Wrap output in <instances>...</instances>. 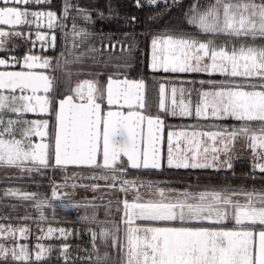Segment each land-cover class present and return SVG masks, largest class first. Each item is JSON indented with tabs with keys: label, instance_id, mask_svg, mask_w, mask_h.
<instances>
[{
	"label": "snow or ice",
	"instance_id": "6c2138e0",
	"mask_svg": "<svg viewBox=\"0 0 264 264\" xmlns=\"http://www.w3.org/2000/svg\"><path fill=\"white\" fill-rule=\"evenodd\" d=\"M33 2L40 4L42 0H0L4 5L0 6V25H39L46 17L48 28H53L56 14L29 11L28 6ZM149 2L155 4L157 0ZM72 7L69 0H65V16ZM190 11L186 23L198 34L205 37L224 35L243 42L229 46L217 44L213 38L202 40L186 33L155 37L151 41L150 69L162 73L223 75L226 79L218 85L214 81L207 82L211 87L200 93L201 100L194 108V115L197 118L232 119L239 122V126L190 134L169 132L166 166L176 169L231 168L230 153L238 138L248 142L247 147L253 150L254 158L264 160V0H214L203 11L196 6ZM73 29L74 38L88 35L83 29L75 31V24ZM12 37L30 39L22 31L0 29V49ZM36 40L42 45L49 43L48 37L39 32ZM55 41V35L51 36L52 47H55ZM31 42L35 44V41ZM0 65L20 68L18 71H0V166L28 173L62 169L68 165L88 166L96 173L93 180H103L104 187L114 189L119 183L118 191L124 193L136 186L135 182L124 179L126 166L132 169L164 166L165 157L160 147L164 123L159 116H146L142 111L108 110L104 113L102 110L105 102L109 106L132 109L135 105L144 109L145 83L142 80H120L109 76L106 85L98 79H85L73 87L69 73L63 82L65 91L61 93L60 77L48 73L49 69L56 73L61 68L59 60L53 62L29 52L22 59L0 58ZM201 84L205 82L201 81ZM5 91L9 94L5 95ZM170 91L171 108L166 105L165 84L159 85V109L173 117L192 116L190 102L183 100L186 89L172 86ZM21 113L54 115L53 142H31L33 135L42 140L49 137L48 120L5 119L9 114L19 117ZM181 137L186 142L184 147L180 144ZM206 141H211V146ZM222 155L225 159H221ZM29 164L32 167H28ZM254 167L264 173V163H256ZM142 186L155 188L159 198L145 200L137 194L132 201L123 199L120 221L123 229L120 224L114 229L101 228L99 232L90 229L92 253L85 259L91 264H264V189L242 194L228 190L209 194L169 189L166 195L165 189L156 185ZM99 187V183L92 185L93 189ZM21 198L34 201L37 209L51 206L49 199L37 200L35 193H23ZM52 199H61L55 186ZM61 206L72 205L62 203ZM83 219L99 223L95 214ZM16 231L10 225H0V238H15ZM18 231L23 236L27 229ZM54 231L57 230L48 228L49 235ZM58 231L65 238L68 235L65 229ZM109 248L116 250L115 256ZM51 251L50 247L38 244L35 261H43L45 253ZM68 252L69 245L64 244L61 255L65 264H68ZM31 259L32 253L26 245L10 248L0 243V264Z\"/></svg>",
	"mask_w": 264,
	"mask_h": 264
},
{
	"label": "trees",
	"instance_id": "16d2710c",
	"mask_svg": "<svg viewBox=\"0 0 264 264\" xmlns=\"http://www.w3.org/2000/svg\"><path fill=\"white\" fill-rule=\"evenodd\" d=\"M61 1L64 7L65 0ZM69 2L73 5V11L79 13L81 23L87 27L86 32L96 40L98 47L103 48L105 44L106 48L107 46L110 47L105 52L106 78L108 76H126L131 80L140 79L146 82L147 108L154 109L159 114V85L161 83L166 85L167 92H170L172 86H187L190 95L195 100L200 96L202 90L211 87L207 83L208 81L220 83L226 78L201 73L158 74L151 71L149 64L153 38L186 33L196 35L202 40L213 38L215 42L227 44L243 42L224 35L205 37L203 34H198L192 25L186 23L188 16L191 15L190 10L194 6L199 11H203L214 0H161L155 4L150 3L149 0H69ZM86 16L90 19H85ZM248 42L251 43L250 40ZM113 46L116 47V50L112 49ZM88 59L90 58L80 59L82 62L80 65H91L92 68L96 69L98 67L97 61L95 60L92 64L91 59ZM201 81H204L205 84L202 85ZM173 118H175V123L178 124L177 127L179 128H185L184 126L193 124V122L203 127L196 129L207 131H217L221 127L239 126V122L231 119L228 121L198 120L194 116ZM252 161L248 157H239L231 162V168H205L185 171L184 176L180 177L175 173H162L156 174L155 179L147 178L144 181L168 183L170 186L171 184L174 185L177 190L187 188L192 193L211 194L213 192L223 193L228 190L242 194L253 189H264V173L255 170ZM69 174L71 173L68 171L55 169L53 172L43 174L34 172L7 177L6 175L9 174L0 176V224H28L32 227L44 225L65 228L71 231L73 237L71 242L83 247L90 255L92 253V241L89 230L99 232L101 228L114 229L116 224H120L119 221L114 220L118 214L111 206L115 205L113 201L117 196L111 193L106 196H102L101 193L87 195V191L84 192L83 189L89 190V185L98 182L83 172L77 174H82L89 179L79 182L84 183V185L81 184L82 188L76 187L78 191L75 196L66 199L63 197V200L52 199V188L64 186ZM184 183H188L189 186ZM13 189H20L25 193H35L37 200L47 198L51 201V206L45 205L42 209H37L34 201L24 200L18 195H10V190ZM240 198L243 199V195ZM109 201H112L111 204ZM62 203L72 206L65 208L61 206ZM41 212H43V218H41ZM93 214L96 215L99 223H94L90 219H83L85 216L90 218ZM109 251L113 252L115 256V249L109 248ZM15 264H65V260L61 255H54L41 262L30 260L27 262L18 261ZM68 264H91V262L85 258H80L68 260Z\"/></svg>",
	"mask_w": 264,
	"mask_h": 264
},
{
	"label": "flooded vegetation",
	"instance_id": "af4514ba",
	"mask_svg": "<svg viewBox=\"0 0 264 264\" xmlns=\"http://www.w3.org/2000/svg\"><path fill=\"white\" fill-rule=\"evenodd\" d=\"M0 6H4L0 4ZM29 11H36V12H53L56 14V21L55 25L53 28H48L47 26V18H43L39 21V25L36 23H31L29 25H20V26H10V25H0V29H3L4 31H22L25 33L26 37H30V39H25L21 37H12L11 40L7 41L2 49H0V58L3 59H8L11 60L13 57H16L18 59H22V57L25 54H31L40 56L41 58L47 57L53 62L56 60H59L61 63V68L56 72L52 73V70L49 69L48 73L50 75L55 74L58 77H60L61 80V87H60V92L64 93V84L63 82L67 80L68 74L71 73V85L74 87L76 83L79 81L88 79V80H99L102 85H106L107 83V77L106 78V44L103 46V48L98 47V44L96 43V40L91 36V35H82L80 37H75L73 36V25L75 24V31H80L81 29L86 30V25H84L79 16L78 12L73 11L72 8L69 9L67 16H65L64 12V7L62 5L61 0H42L40 4H35L34 2L30 4L29 6ZM31 19V18H30ZM44 34L48 37L49 43L41 44L40 41L36 40V35L37 33ZM55 35L56 41H55V47L51 46L50 40L51 36ZM31 41H35V44H33ZM97 44V45H96ZM96 57V59H95ZM79 58V59H77ZM87 58H90L88 60L92 61V64L97 61L98 67L96 69L92 68L91 65H80V59L85 60ZM67 61V63H65ZM150 61H151V54H150ZM150 65V64H149ZM94 69V70H93ZM20 70L19 66L12 67L11 65L9 66H3L0 65V71H18ZM38 71H40L38 69ZM90 71V72H89ZM158 74H169V73H162V72H155ZM191 73V72H190ZM190 73H170V74H190ZM99 74V75H97ZM116 79H124L128 77L126 76H113ZM136 81H141L136 80ZM166 86V85H165ZM147 87V86H146ZM167 89V87H166ZM171 90V89H170ZM168 93V92H167ZM5 95H8L9 93L7 91L4 92ZM17 95H19V90H17ZM43 94V93H39ZM146 94H147V88H146ZM146 107L142 111L146 116H152L155 118L156 116H159L161 119L164 120V154L163 156L165 157V160L163 162V168L162 171H131L129 166L127 167V173L124 177V179H141L145 180L147 178L150 179H155L156 174H162V173H175L178 177L184 176L185 171H195V170H202L205 168H200V169H176V168H168L166 166V156H167V149H168V144H167V136L169 132L173 133H180V132H186V133H191L192 131H207V130H200V129H193L190 130L188 128H180L178 129L173 126L177 125L175 123V118L171 115L165 114L163 111H161L158 107V110L160 112L157 113L154 111V109H148L147 108V95H146ZM159 105V103H158ZM166 105L169 107V104L166 103ZM135 106V105H134ZM102 110L104 113H106L108 110L112 111H124L127 112L129 110L131 111H138V106H135L134 109H129L126 110L124 108H121L119 105H107L106 102L102 104ZM12 118V119H17V118H22L25 120H37V121H43V120H48L49 121V137L45 138V141L47 143L53 142L51 137L54 133L55 129V116L50 115V114H40V113H21L19 114V117L16 114H9L8 116L5 117V119ZM180 120V119H178ZM202 120V119H201ZM217 120V119H216ZM230 120V119H228ZM228 120H222V121H228ZM232 120V119H231ZM144 134L146 131V122L144 124ZM211 131H216V130H211ZM17 138L19 139L20 136L17 134ZM176 141V137L174 136V143ZM31 142L32 144H37L38 143V137L33 135L31 137ZM185 140L183 137L180 138V144L181 147L185 146ZM126 159V158H125ZM203 159V157H201ZM28 167H32L31 164L28 165ZM211 168V167H210ZM55 169L53 168H48V169H41V172L39 173H46V172H53ZM60 170H65L68 171V173H87L88 176L91 178L95 175L96 173L93 171L91 168H72V167H66L62 168ZM35 172V171H34ZM32 172V173H34ZM12 174L11 176H14L15 174H28L26 170H21L18 168H13V167H5V166H0V176L4 174ZM184 173V174H183ZM189 179V178H188ZM101 185V195L106 196L108 194H113L117 196V198L114 199L115 205L113 206L115 212H117V218H115V221H121V217L123 216V210H122V203L121 201L123 199H128L129 201H132L137 194H139L141 197H143L145 200L149 198L153 199H158L159 197L155 195V188L149 189L147 187H144L142 185H156L158 187L164 188L166 195L169 194L168 190L169 189H174L176 192H184L188 191L191 192L189 189H182V190H177L174 188V185L171 184L168 185V183H158L156 181H151V182H145V181H139L134 188H129L126 193L118 191L119 188V183L117 184V188H106L104 187L103 183L105 181H96ZM185 185H188V183H184ZM189 186V185H188ZM192 193V192H191ZM112 202V201H111ZM109 206V207H111ZM146 223V222H144ZM121 229H123V225L120 224ZM116 251V250H115ZM111 252V251H110ZM113 253V252H112Z\"/></svg>",
	"mask_w": 264,
	"mask_h": 264
},
{
	"label": "rangeland",
	"instance_id": "374dc122",
	"mask_svg": "<svg viewBox=\"0 0 264 264\" xmlns=\"http://www.w3.org/2000/svg\"><path fill=\"white\" fill-rule=\"evenodd\" d=\"M158 1H161V0H157V2ZM215 43H217V44H225V43L219 42V41L215 42ZM231 44H233V43H231ZM231 44H228V45L231 46ZM237 44H239V43H237ZM200 73L201 74L210 75L209 73H205V72H196V74H200ZM210 76H221V77H224L223 75H221L219 73H213ZM216 84H219L218 81H217ZM176 87L177 88L183 87V88L186 89V92H185V95L183 97V100H184L185 103H189L190 102V107L193 109V115L192 116L195 117L194 108H195L196 104L200 102L201 97L199 96L197 99L194 100L192 98V96L190 95V91H189V88L187 86H176ZM204 90H202V91H204ZM180 99H181V97L179 96V93H178L177 94V102L178 103H179ZM166 103H168L169 104V108H171V91L168 92V94L166 92ZM175 117L179 118L181 116H175ZM188 117H190V116H188ZM181 118H185V117H181ZM195 118L198 119V120H201V119H215V118H212L211 116H209L208 118H203V117H199V118L195 117ZM177 125L173 124V126L175 128H177ZM201 126L202 125L193 122V124H187V126H184V127L188 128L190 130H193V129H196V128H203ZM178 129H180V128L178 127ZM206 143H207L208 146H211V141H206ZM247 143L248 142L246 140H244L243 138H238L237 139V141H236V143H235V145L232 148V151L230 153V155L232 157V159L230 160V163L233 160H235L236 158H239V157H248V158H250L251 160H253L252 161L253 165H255L256 163H264V160H259L257 158H254L253 150L251 148L247 147ZM221 159H225V157L222 155ZM225 167L226 166L211 167V168L224 169ZM254 169L258 170L256 168H254ZM11 175L12 174L10 173L9 175H6V177L7 176H11ZM91 176H94V175L91 174ZM88 179L89 178H86L82 174H77V173L69 174L66 177L67 183L64 186L57 188V191H58V193L61 196L60 200H63V197H65L64 199H66V198L75 196L76 192L78 191L77 188H82L83 186L81 184L84 185V183H79V182L80 181L82 182V180L84 181V180H88ZM128 181H132V182H135V184H137L139 181H144V180L134 179L132 177V178L128 179ZM73 185H75V187H73ZM89 188H90L89 190L83 189L84 192L87 191L86 192L87 195H92L94 193L99 194V193L102 192L101 191L102 189L100 187L97 188V189H93L92 185H89ZM13 192H15L16 195H18V196H21V194L25 193V191H21L20 189L10 190V193H13ZM0 225L9 226V225H6V224H0ZM10 226L13 229L17 230L16 233H15V238H12L11 236H9V238L7 240H5L3 238H0V243H4V244H6V246H8L10 248L11 247H15L17 245H26L28 247V249L30 250V252L32 253V259L31 260H35L34 254H35V251H36V246L38 244L44 245L45 248H49L50 247L52 249L51 253H47V252L45 253V259L53 257L54 255L55 256L56 255H61L62 246L64 244H68L69 245V252H68L69 260H78L80 258H85V257L89 256V252L85 251V249H83V247H79L76 244L74 245V243L71 242L73 240L71 231H68L65 228H62V229H65L66 232L68 233L66 238L61 236L59 231H58V229H61V227L44 226V225H37V226L32 227V226H30L28 224H19V225L18 224L17 225L10 224ZM20 228H26L27 229V232L23 236H21L19 231H18V229H20ZM48 228L56 229L57 231H54L53 233H51L49 235ZM60 243H62V244H60ZM57 248L59 249V251H58ZM55 252H58V254H55ZM61 257L64 259V257L62 255H61Z\"/></svg>",
	"mask_w": 264,
	"mask_h": 264
},
{
	"label": "water",
	"instance_id": "95a60500",
	"mask_svg": "<svg viewBox=\"0 0 264 264\" xmlns=\"http://www.w3.org/2000/svg\"><path fill=\"white\" fill-rule=\"evenodd\" d=\"M107 50H109L110 49V47L109 46H107V48H106ZM112 49L113 50H116V47L115 46H113L112 47ZM121 80H123V79H121ZM128 80H130V81H136V80H131V79H128ZM144 82V81H143ZM145 83V90H144V95H145V102H146V82H144ZM135 108V106H133V108L132 109H134ZM124 109H126V110H129L128 108H124ZM144 109H140L139 107H138V111H143ZM161 120H163V119H161ZM163 123H164V120H163ZM164 130H165V126L163 127V131H162V137H163V140H162V143H161V145H160V147H161V150H162V155L164 154ZM147 135V124H146V131H145V136ZM38 137V143H41V142H44V143H47L46 141H45V138L42 140L39 136H37ZM67 167H72V168H89L88 166H76V165H68ZM130 168V170L131 171H140V170H142V171H162V168H160V169H145V168H143V167H141L140 169H132L131 167H129Z\"/></svg>",
	"mask_w": 264,
	"mask_h": 264
}]
</instances>
